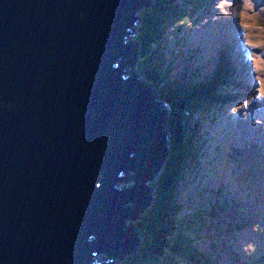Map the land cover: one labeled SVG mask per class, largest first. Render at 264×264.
<instances>
[{
  "label": "water",
  "instance_id": "1",
  "mask_svg": "<svg viewBox=\"0 0 264 264\" xmlns=\"http://www.w3.org/2000/svg\"><path fill=\"white\" fill-rule=\"evenodd\" d=\"M150 5L0 0V264L130 256L128 221L170 141L168 105L126 39Z\"/></svg>",
  "mask_w": 264,
  "mask_h": 264
},
{
  "label": "trees",
  "instance_id": "2",
  "mask_svg": "<svg viewBox=\"0 0 264 264\" xmlns=\"http://www.w3.org/2000/svg\"><path fill=\"white\" fill-rule=\"evenodd\" d=\"M213 1L155 0L153 2L155 8L152 6L153 9L146 8L140 12L143 21L138 26L137 41L141 45V52L136 58L135 66L139 75L154 85L158 95L162 92L169 94L172 98L167 99L159 95L169 108L170 141L167 139V143L170 146H167V157L159 174L143 185L154 198L147 207L141 208L138 218L128 222L136 238L135 249H132V252L130 250V256L120 264H189V262L216 264L198 251L195 240L188 234L190 230L186 228L185 223L191 226L202 224L204 229L207 225L210 227L209 230H215L217 227L211 222L208 224L207 219L199 218V213H189L185 219L181 217L183 202L180 195L188 175V168H193V173L198 168V161L207 154L205 148L208 142V138L205 141L207 130L203 132V129L205 121L210 119L208 112L220 109L235 97V94L230 92L234 82L233 65L225 61L222 52L217 59V65L225 70L215 67L214 70L207 72L203 79L190 80L183 73L184 66L180 71L179 62L181 64L187 58L195 59L199 50L194 48V44L187 43L188 36L185 32L174 42L173 49H168L167 41H165L168 39L169 30L174 34L180 21L186 22L184 21L186 17L201 16L205 8ZM185 48L186 51L183 50ZM199 74L200 72L195 70L194 77ZM178 75L180 77L176 78ZM229 76H232L231 81ZM214 122V119L209 121L211 124ZM231 155L249 158L242 152L239 154L238 149ZM255 163L253 167L264 173L259 162L256 160ZM132 180L130 172V180L124 181L121 185L131 187ZM204 188L214 193V189L208 185ZM219 194L222 201H207L208 211L213 217L224 216L231 224L233 221H241L242 218L235 220L232 217H238L240 213L232 208L235 202H229L230 197L224 198L222 189ZM228 206L231 213L228 212ZM191 226L190 229L194 231L200 230V228L193 229ZM255 264H264V258L261 261L257 260Z\"/></svg>",
  "mask_w": 264,
  "mask_h": 264
},
{
  "label": "rangeland",
  "instance_id": "3",
  "mask_svg": "<svg viewBox=\"0 0 264 264\" xmlns=\"http://www.w3.org/2000/svg\"><path fill=\"white\" fill-rule=\"evenodd\" d=\"M254 1L256 7H254ZM153 2L155 0H150L151 6L147 8H155ZM213 7L215 9L207 18H203L205 19L203 22L200 20L203 14L193 18L186 17L184 18L186 22L180 21L179 27L176 28L177 30L174 34L169 30L168 39L165 40L167 41V47L168 49H173L175 47L174 42L179 39L182 33H187V43L194 44V48L196 47L199 53L193 60L187 58L181 64L179 62V65H181L180 70L184 66L183 73L186 74L187 78L198 81L203 79V74L210 71L217 58L216 44L211 40V36L216 37L219 34L218 30L226 31L231 35L232 41L235 40L240 47L239 49H241L238 59L239 64L243 66L249 63L244 71H247L250 84H252L253 80L254 84L247 93L243 94L244 100L238 101L231 107L223 108L229 117L227 132L234 139L238 134L242 133L249 142L254 144L250 146L252 149L251 153L262 151L264 146L257 147L255 139L248 135L247 130L251 128L255 132H264V95H260L261 81H264V0H238L234 5L230 0H215ZM244 25L248 26L245 27ZM134 26L130 37H126L131 43L136 42L138 38V27ZM174 27L172 26L173 30H175ZM234 28L238 30L240 28L239 33L243 42L232 35ZM227 39L228 35H225L224 40L226 41ZM241 44H247L246 46L251 50L248 56L250 57L252 54V57L247 62L244 61L243 55L245 52L241 48ZM138 47H141L139 42ZM226 49L228 50V48ZM228 52L233 54L232 50H228ZM197 69H199L200 74L194 77ZM258 79L260 86L258 85ZM162 101L164 102V100ZM259 101L262 102V107L256 106L255 103ZM232 111L239 112L244 118L231 114ZM206 130L208 131L210 148L206 159L198 161V168L193 173V168H188V175L183 183L184 187L180 195L183 202L180 215L185 219L189 213H199V218L202 220L207 219L208 224L211 222L217 227L215 230H209L210 227L207 225L204 229L202 224L191 226L185 223L186 228L190 230L188 234L195 240L196 248L204 256L210 258L211 262L213 261L216 264H255L257 260L261 261L264 258V174L259 173L252 176L253 173L245 170L241 165L234 166L231 162L220 159L223 153L220 138L223 134L218 129H213V124L209 125ZM261 138L264 140V137ZM217 146L220 148L216 152L214 159L212 154ZM241 152L242 149L239 150V154ZM244 159L250 160L247 157H244ZM207 161H211V164ZM184 168L187 170L186 167ZM212 182H215L216 185H213ZM205 185L213 189L215 187L216 190L211 193L204 188ZM221 185L224 186V192L231 199L229 202H235L232 208L240 212L238 217L232 216L233 219L242 218L241 221H233L231 224L228 222L229 219L224 216L213 217L208 211L207 201H222L219 194ZM217 188L219 189L218 191ZM152 198H154L153 195H151V200ZM228 212L231 213L229 206ZM190 226L193 229L200 228V230L194 231L190 229ZM133 250L131 249V252ZM102 255L104 256L105 254ZM128 255H121L122 262L129 257ZM119 263L120 261L117 260V264ZM189 264L192 263L189 262Z\"/></svg>",
  "mask_w": 264,
  "mask_h": 264
},
{
  "label": "bare ground",
  "instance_id": "4",
  "mask_svg": "<svg viewBox=\"0 0 264 264\" xmlns=\"http://www.w3.org/2000/svg\"><path fill=\"white\" fill-rule=\"evenodd\" d=\"M225 35H228V33L227 34H225ZM232 35L233 36H235L236 37V39H238L239 41H242L243 42V40L241 39V35H240V33H239V30L237 29V28H234V30H232ZM131 42V41H130ZM241 42V43H242ZM242 44H244V43H242ZM241 44V48L242 49H244V52H245V54L243 55V57H244V61H246L247 62V57H249L248 56V53H250V49L246 46V45H242ZM183 50H186V48L185 49H183ZM218 69H221V70H225V68H223V67H220V66H218L216 63H213ZM246 67H248L247 66V64H246ZM197 71H199V69H197ZM251 72H252V70H250ZM205 75H207V73H205V74H203V76L205 77ZM178 77H180L179 75L177 76V78ZM253 84H254V80L252 81V84H246V86L247 87H252L253 86ZM160 93V92H159ZM161 95H162V97H164V98H167V99H172L171 98V96L169 95V94H164V93H160ZM169 102V101H168ZM257 105H259L260 106V103H257ZM232 114H238L239 116H242V117H244L242 114H240L239 112H232ZM204 130V129H203ZM248 135L249 136H254L255 134V132L251 129V128H248ZM226 134H228V132H226ZM258 134H256V136H255V139H256V143L258 144L259 142H260V144H258L259 146H264V141L259 137V136H257ZM262 135V134H261ZM248 141V139L245 137V136H243V135H241V133H240V136L237 138V142L238 143H240V144H245L246 142ZM236 147H238V146H236L235 145V148ZM237 149H239V148H237ZM209 164H211V162H209ZM211 182V181H210ZM217 182V181H216ZM212 184L213 185H216V183L215 182H212ZM222 190H223V194L225 195V197H229L225 192H224V189L225 188H221ZM214 190H216V188L214 187ZM217 191H218V189H217ZM193 201V200H192ZM131 205V204H130Z\"/></svg>",
  "mask_w": 264,
  "mask_h": 264
},
{
  "label": "clouds",
  "instance_id": "5",
  "mask_svg": "<svg viewBox=\"0 0 264 264\" xmlns=\"http://www.w3.org/2000/svg\"><path fill=\"white\" fill-rule=\"evenodd\" d=\"M244 26L247 27L248 25H244ZM260 93L264 94V81H261ZM209 118L210 119H208V120L210 121L211 120V116ZM206 128H207V126L204 123V132H205ZM209 134H210V132H209ZM211 136L214 137V135H211ZM207 138H208V131H207V135L205 134V141L207 140ZM206 146H207V147H205L206 148V152H208V149L210 148V145L208 144V142L206 143ZM215 154H216L215 152L212 154V158H214V159H215V157H214Z\"/></svg>",
  "mask_w": 264,
  "mask_h": 264
},
{
  "label": "snow or ice",
  "instance_id": "6",
  "mask_svg": "<svg viewBox=\"0 0 264 264\" xmlns=\"http://www.w3.org/2000/svg\"><path fill=\"white\" fill-rule=\"evenodd\" d=\"M260 95H264V94H261V93H260Z\"/></svg>",
  "mask_w": 264,
  "mask_h": 264
}]
</instances>
